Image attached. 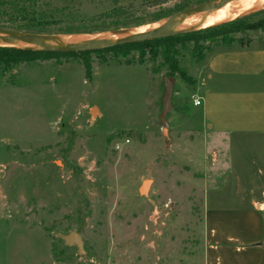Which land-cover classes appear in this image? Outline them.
Listing matches in <instances>:
<instances>
[{
    "label": "rangeland",
    "instance_id": "374dc122",
    "mask_svg": "<svg viewBox=\"0 0 264 264\" xmlns=\"http://www.w3.org/2000/svg\"><path fill=\"white\" fill-rule=\"evenodd\" d=\"M207 1H19L0 5V23L16 30L9 25L34 19L46 35L95 39ZM261 11L239 17L256 23ZM250 45L264 50V29L176 45L175 60L193 82L173 70L163 47L0 66V264H203L206 186L215 193L227 173L226 158L215 166L209 159L227 143L210 129L212 119L204 125L198 115L206 106L193 99L215 104L207 91H232L235 79H249L209 61ZM240 66L261 65L245 59ZM165 76L176 79L166 132L159 119ZM72 231L83 237L82 254L60 238Z\"/></svg>",
    "mask_w": 264,
    "mask_h": 264
},
{
    "label": "crops",
    "instance_id": "0c3cea01",
    "mask_svg": "<svg viewBox=\"0 0 264 264\" xmlns=\"http://www.w3.org/2000/svg\"><path fill=\"white\" fill-rule=\"evenodd\" d=\"M239 47L242 49L215 56L209 63L221 69L227 63V71L249 79H235L232 91H207L209 95L213 91L215 104L211 99L204 105L194 95L201 101L195 107L206 106L198 115L204 125L208 128L207 120L212 119L210 129L217 139L223 135V143H227L224 151L214 150L210 157L212 166L226 158L227 173L215 193L206 186L203 264H264V80L258 77L259 69L264 68V50ZM245 59L261 66H240ZM236 64L239 66L232 68ZM214 114L220 115L214 119Z\"/></svg>",
    "mask_w": 264,
    "mask_h": 264
},
{
    "label": "water",
    "instance_id": "95a60500",
    "mask_svg": "<svg viewBox=\"0 0 264 264\" xmlns=\"http://www.w3.org/2000/svg\"><path fill=\"white\" fill-rule=\"evenodd\" d=\"M234 1L235 0H209L202 5H198L191 9L179 12L168 18V20L151 27H137L131 29L130 31H110L105 35L95 36V39L73 37L69 38L64 43H57L51 40V37H55L58 35L34 34L26 31L12 30L0 27V47H2L1 44L4 42H12L15 44H23L24 46H26L11 47L15 49L32 50L44 53H81L103 51L118 46L132 45L157 39L170 38L208 29L209 27H204L208 19L215 12L228 7ZM213 3H219V6L216 9L208 10L209 6ZM186 11H192V13L187 17H183L181 19L177 18L179 15ZM112 32L117 33L113 36H109V34ZM163 84L164 92L161 99L162 109L159 119L161 125L164 128V132H166L169 128L168 115L173 108L172 99L176 79L171 76H165L163 78ZM209 160L211 162V158ZM151 183V180H146L143 182L139 189L140 195H147V191L149 190ZM60 238L64 241L65 245L77 248L79 254H82L84 252V241L80 233L72 231L69 234L60 235Z\"/></svg>",
    "mask_w": 264,
    "mask_h": 264
},
{
    "label": "trees",
    "instance_id": "16d2710c",
    "mask_svg": "<svg viewBox=\"0 0 264 264\" xmlns=\"http://www.w3.org/2000/svg\"><path fill=\"white\" fill-rule=\"evenodd\" d=\"M19 1L29 2L33 4V3H36L37 0H0V5L3 6L5 4H13L12 2L18 3ZM182 11H184L183 7L179 8L177 12H182ZM261 12L264 13V11H261ZM11 15H14V14H11ZM157 19L159 20L161 18L158 17ZM30 20L34 22V19H30ZM155 20L156 19H154V21ZM248 20H249V17L247 16L241 17L231 22L223 23L221 25L211 27L203 31H195V32L185 34V35L174 36V37L164 38V39H157V40H153L149 42L118 46V47L103 50V51H116L120 53L121 56L127 57L130 55L132 51H140L143 53L145 49H148L149 52L155 54L157 48L163 47L166 59L167 61L171 63L170 65L173 67V70H175V72H179L181 74V77L184 80L193 82L192 79L188 77L187 73L178 66L175 60L174 48L176 47V45L185 44L187 42H192L195 46H199L200 42L210 41L211 43H214L217 40L222 41L225 37L230 36L232 34L243 33L249 30L259 29V28L264 29V20H261L256 23H250ZM33 22H26L23 25L12 23V25H9V26H11L10 28H13L16 30H23V31L35 33V34H46L47 33L44 27L40 28V26L36 25V23H33ZM0 27L6 28L7 26H4L0 23ZM225 42L230 44L229 41H225ZM103 51H95V53H99ZM91 53L93 52L44 53V52H37V51H32V50L0 47V66L11 68L12 66H17L23 63L30 64L35 61L49 58L52 56L71 55V56H83L84 57L85 55L87 56ZM201 55H199V58L202 57ZM85 65H86V69L90 71V64L88 60L85 61Z\"/></svg>",
    "mask_w": 264,
    "mask_h": 264
},
{
    "label": "bare ground",
    "instance_id": "6f19581e",
    "mask_svg": "<svg viewBox=\"0 0 264 264\" xmlns=\"http://www.w3.org/2000/svg\"><path fill=\"white\" fill-rule=\"evenodd\" d=\"M218 6H219V3H213L209 6L208 10L216 9ZM256 8H259V9L262 8L263 9L264 8V0H235L228 7L223 8V9L215 12L208 19V21L205 23L204 27L210 28V27L215 26V25L231 22V21L237 19V17L251 11V9H256ZM191 13H192V11H186V12L182 13L181 15H179L177 18L181 19L183 17H187ZM109 36H113V35H109ZM77 37H83V38H87V39L92 38L91 36L89 37L86 35L85 36H77ZM74 38H76V36ZM51 40L54 42H57V43H64L68 39H66L65 37H61V36H55V37H51ZM1 46L2 47H8V48L26 47L23 44H15L12 42H4L1 44Z\"/></svg>",
    "mask_w": 264,
    "mask_h": 264
},
{
    "label": "built area",
    "instance_id": "2783aa9c",
    "mask_svg": "<svg viewBox=\"0 0 264 264\" xmlns=\"http://www.w3.org/2000/svg\"><path fill=\"white\" fill-rule=\"evenodd\" d=\"M194 105L195 106H200L201 105V101L198 99H194Z\"/></svg>",
    "mask_w": 264,
    "mask_h": 264
}]
</instances>
